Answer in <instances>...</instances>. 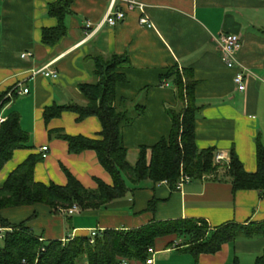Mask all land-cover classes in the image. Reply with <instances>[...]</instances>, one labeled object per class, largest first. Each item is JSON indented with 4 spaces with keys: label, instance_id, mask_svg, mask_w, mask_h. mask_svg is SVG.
<instances>
[{
    "label": "crops",
    "instance_id": "1",
    "mask_svg": "<svg viewBox=\"0 0 264 264\" xmlns=\"http://www.w3.org/2000/svg\"><path fill=\"white\" fill-rule=\"evenodd\" d=\"M56 1L3 0L0 5V92L29 89L28 95H18L6 105L1 117L18 112L33 146L14 153L0 172V188L19 165L32 154L41 155L44 147L47 158L35 168L37 183L65 186L66 169L89 190L97 189V180L113 184L95 152L70 154L67 142L49 135V131H59L99 139L102 124L97 117L79 121L78 114L65 112L49 124L44 120L46 108L87 104L79 87L96 82L90 57L97 55L128 59L119 69L126 81L116 86L117 107L123 99L129 101V110L136 104L145 106L144 115L123 130L131 165H136L142 147L151 148L170 136V111L178 110L180 102L176 85L172 79L164 80V75L178 67L191 71L195 82L200 108L198 149H214L230 158L234 150L246 172L257 171L256 139L260 137L264 144V0H118L115 8L123 10L126 19L115 27L103 23L114 0H75L67 19V36L48 47L42 36L45 29L58 26L48 16L49 6ZM127 1L145 6L151 28L140 23L142 13L129 10ZM224 33L241 36L238 60L250 72L245 92L235 85L236 71L221 59L218 39ZM25 53L32 57L23 59ZM46 67L59 77L53 80L34 74ZM219 177V181L193 180L182 191L168 183L145 181L137 188L128 183L130 192L122 200L72 216L54 214L40 205L4 210L2 216L20 223L37 213L29 224L34 233L45 241L63 242L89 236L93 230H133L152 222L206 221L212 228L264 223V195L259 191L234 193L226 172ZM152 202L155 211L149 207ZM186 241L177 236L158 239L149 259L153 264H235L236 260L255 264L264 252V237L240 238L196 260ZM81 264H88L87 260Z\"/></svg>",
    "mask_w": 264,
    "mask_h": 264
},
{
    "label": "trees",
    "instance_id": "2",
    "mask_svg": "<svg viewBox=\"0 0 264 264\" xmlns=\"http://www.w3.org/2000/svg\"><path fill=\"white\" fill-rule=\"evenodd\" d=\"M75 0H57L48 8V16L58 21L54 29L43 31L42 43L48 47L56 46L67 36V19L72 15ZM3 0H0V5ZM94 65L95 83L83 84L80 92L87 104L80 106H53L44 110V120L60 118L65 112L79 115V121L97 117L102 124L99 139L82 136L73 137L59 131H49L69 145L70 154L93 151L103 168L112 177L108 185L97 180V189H86L69 171L64 169L67 184L46 185L35 181L34 173L38 163L44 161L43 154H32L19 165L0 188V227L10 229L0 241V264H121L123 261L147 264L158 239L177 236L187 240V250L197 260L202 254H216L223 245L233 244L240 238L255 239L264 237V223L226 224L212 228L206 221L176 220L152 222L133 230H105L99 232L91 244L89 236L45 241L37 236L29 224L38 217L34 213L29 219L12 223L2 216V211L23 207L47 206L54 214L78 206L82 212L100 210L109 204L122 200L130 192L131 184L137 188L145 181L154 184L168 183L173 190L182 173L201 180L206 175L221 178L218 167L214 165V149L200 150L196 145V119L200 108L196 104L195 82L191 71L170 69L164 80L172 79L178 91L180 108L170 111L172 130L168 139H163L151 148L142 147L136 165L128 162V149L124 145L123 130L132 125L136 118L145 113V106L136 104L132 110L127 108L128 100L123 99L117 107L116 86L126 81L119 69L128 63L124 56L105 58L101 55L90 57ZM10 91L0 92V118L3 109L13 99ZM30 135L22 129L21 116L11 112L0 124V172L13 158L17 150L33 149ZM150 152V158L148 153ZM257 171L248 173L233 150L231 165L226 175L230 178L233 192L259 191L264 195V144L256 139ZM155 211V203L150 204ZM235 264H239L238 260ZM255 264H264V252Z\"/></svg>",
    "mask_w": 264,
    "mask_h": 264
},
{
    "label": "built area",
    "instance_id": "3",
    "mask_svg": "<svg viewBox=\"0 0 264 264\" xmlns=\"http://www.w3.org/2000/svg\"><path fill=\"white\" fill-rule=\"evenodd\" d=\"M118 0H114L112 3V6L105 18V21L103 23L115 27L118 24L122 23L126 19V14L123 10H116L115 4L117 3ZM128 4V9L129 10H138L139 12L142 13V18L140 19V23L143 26H147L149 28L152 27L150 24L148 18L145 16V6L141 3L135 2V1H127ZM92 25L88 23L87 27H91ZM219 50H220V55L221 59L226 65V67L230 70H235L236 75L234 78V82L236 87L240 92H245L247 90V84H246V78L250 74L249 70L246 69L238 60V54L242 48V43H241V36L237 34H221L219 39ZM28 57H32L31 53H25L22 55L23 59H26ZM35 75L37 74H42L46 78H52L53 80L57 79L59 77L58 73L50 70L49 67H46L38 72H34ZM21 84L18 85V87L21 88ZM164 86L168 87L169 85L167 83H164ZM18 91L14 90L13 92ZM10 92L8 94V97L13 99L14 93ZM18 95H28L29 94V89L25 88L22 92H17ZM6 120V118L1 117L0 118V124L3 123ZM47 151L48 148L44 147L42 148V154L43 158H47ZM214 165L218 167V174L220 176V172L225 171L227 172L230 169L231 165V158L225 154L224 152H215L214 153ZM216 175H206L204 176L201 180L202 181H210L214 180ZM194 179L184 173H182L181 178L179 182L176 185V190L177 191H182L183 188L190 184ZM81 212L78 206H74L70 209L63 210L62 214L66 216H72L77 213ZM11 231L10 229H0V241H3L5 238L6 232ZM97 230H93L89 237L91 244H94V240L96 236L98 235ZM121 264H129L128 261H123ZM147 264H153L152 260H148Z\"/></svg>",
    "mask_w": 264,
    "mask_h": 264
}]
</instances>
